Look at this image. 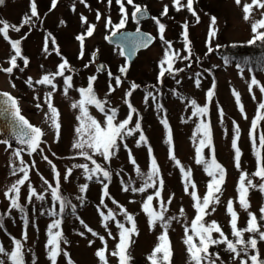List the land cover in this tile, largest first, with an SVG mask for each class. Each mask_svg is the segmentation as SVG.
<instances>
[{
	"label": "rangeland",
	"instance_id": "1",
	"mask_svg": "<svg viewBox=\"0 0 264 264\" xmlns=\"http://www.w3.org/2000/svg\"><path fill=\"white\" fill-rule=\"evenodd\" d=\"M31 2L32 0H5L0 6V20L19 26L25 15H31ZM122 3L128 14V21L122 30L139 28L155 37V42L146 50L139 52L135 60L128 64L120 55L119 49L109 44L106 38L111 35V28L105 26L106 21L110 18L112 23L116 24L121 18L120 5L116 0H112L111 4L108 0H84V3L80 0H58L55 8L51 7V0H35L38 18H32V23L25 24L19 32L11 29L8 31L10 40L21 41L22 55L30 63L23 72L19 68L13 69L11 75L0 72V90L13 95L18 101L21 113L33 126L40 128L44 133L41 138L43 141L41 148L44 149L43 154L48 156L49 160L55 164L57 172L61 174L59 178L60 195L76 206L75 213L69 206L62 214L55 217L48 215L49 211L55 210L59 213L60 210V202H53L50 189L40 179L43 176L50 184L56 185V177L51 165L42 159L39 152L28 155V150L0 143V220L3 223V227L0 228V245L10 253L14 248L13 238L21 241L24 264H33V259H35V264H51L45 245L48 240V227L54 219L61 220L59 231L62 232L63 239L67 241V244L61 242V248L68 253V257L61 253L57 257V264H68L69 258L72 264H101L95 253L98 249L104 248L105 244L107 245L105 255L108 264H119L118 258L111 255L119 241L116 222L119 221L125 224V227H131L121 213V207L134 217L138 232V235L131 237L128 252L132 259L129 264H151L148 257L159 243L158 237L164 229L159 221L153 227H149V217L142 210V204L147 196H154L155 188H146L143 193L131 191L132 188L139 189L144 186L146 174L150 170L149 146L163 180L161 197L154 198L152 206L156 211H163L161 208V201H163L167 208V211L163 212L164 216L178 218L172 220L167 229V237L173 253L171 264H189L187 246L183 242L184 229L186 226L190 227L191 220L194 219L196 213L193 200L184 192L180 168L169 159V145L165 142L168 133L161 123L162 119L168 122L174 154L185 169L192 170V179L197 185V195L201 198L207 191L206 185L210 177L204 171L203 164L196 163L195 148L198 140L194 142L193 132L201 121H206L211 125L215 159L224 167L226 177L220 196L221 202L214 205L216 211L206 216L205 221L207 223L215 221L225 236L234 241L235 237L232 235L229 223L230 216L226 212L227 201L232 200L233 209L238 216L237 227L239 229L247 227L248 212H251L256 215L257 222L264 231V220L260 219V209L264 206V193L258 188L249 189L247 199L250 207L247 211L238 203L237 186L240 171L235 167L234 151L231 147L234 135L232 122L235 121L240 129L238 147L241 151V170L249 175L254 184L259 185L264 182L259 177L251 175L256 171L257 157L249 137L251 121L255 118L261 93L257 87L253 88L252 94L248 91V82L253 75L261 84H264V71L260 70L261 65L257 63H254V72L248 71L250 67L247 64L246 66L238 64L232 62V59L225 64V59L217 53L220 48H217V45L243 43L250 40L252 38L251 24L261 18V12H264V9L254 8L251 18L245 21L242 5L251 3V0H242L240 6L235 3V0H195L193 8L199 17V23H197L196 17L186 8L177 11L173 7V0H133L134 5H139L150 14L147 20L136 21L131 15L134 11L133 5H129L127 0H122ZM181 3L186 4V0H181ZM166 5L168 14L162 16L161 13ZM97 13L100 14L99 20ZM81 16L86 18L87 23L81 22ZM153 17L165 25L164 39L172 43L173 50L179 51L181 57L188 55L184 50L182 35L184 31L182 26L187 24L192 49V56L189 60L178 58L173 65L175 69H183V71L175 75L165 73L164 77L159 79L160 61L166 45L160 39L158 25ZM212 17L216 18L214 26L216 37L211 41V47L214 50L208 53V30ZM89 24L94 25L95 29L93 35L85 39L84 55L80 58L81 45L76 37L85 33ZM48 37H50L48 39L50 55L43 51L45 39ZM52 39H55V45L52 44ZM57 48L60 51L59 56L56 54ZM93 52H97L98 60L106 64L105 73L99 74L94 67H85L87 63H91ZM12 55L14 54L10 43L3 38V34H0V66L2 68L10 66L8 61ZM61 57L69 59L70 69L65 71V75L72 76L73 88L69 89L68 95L65 96L63 77H57L53 81L57 86L53 93V105L59 112L61 125L57 138L55 130L50 126V121L45 120L47 105L44 103V98L45 93L52 91L51 86L34 83L33 88H29L25 81L31 77L35 82L44 74L54 73L57 65L62 62ZM17 63L23 67V61L19 58ZM237 65L244 68L242 74ZM121 67H127V72L123 75L119 71ZM108 72H111L113 77H121L119 87L115 86L114 79L110 80ZM197 73L200 75L197 76ZM94 75L97 77L93 85L94 92L98 99H106L109 102L106 108L117 110V122L124 120L128 115L129 109L124 103L125 93L129 91L132 83L139 86L128 97L129 102L139 113L138 117L133 115L129 127H134L135 121L139 119L141 129L148 141L147 145L137 147L139 133H133L120 144L116 156L110 162L106 163L99 155L93 156L98 164L111 173V180L104 181L109 185L111 199L104 198L107 207H100L105 214L111 210L115 216V220L107 222L109 225L107 230L103 227L102 218L97 211L102 196V184L96 182L95 178L92 181L86 180L83 169L72 168L74 164L88 163L90 167L92 166L90 161L80 157L77 150L72 148L77 138L75 128L79 126L76 117L80 113L78 108L73 109L71 105L81 98L77 89L86 88L89 77ZM197 79L200 81L199 87L196 85ZM213 82H215L214 96L211 102H208L206 93L212 88ZM109 83L115 88L110 95H108ZM13 84L15 87H12ZM233 89L240 94L247 119L241 115L237 107L232 95ZM146 91L152 92L155 100L149 97L146 103L144 99ZM253 94L256 100L252 99ZM192 100H195L201 107L207 103L209 109L207 116L192 115L193 109L190 106ZM37 103L41 104L40 108L36 107ZM157 104L161 106L160 109L157 108ZM87 108L89 115L103 126L104 114L94 106L89 105ZM218 109L224 112L223 123L220 122ZM262 134H264V120L259 122L256 129L257 147H259V137ZM124 144L127 145V149ZM128 150L131 151L136 161L135 165L129 160ZM14 151H21L20 159L29 165V181L20 186L19 203L24 207L23 214L18 209L9 211L10 200L5 197V192L23 175L18 171L16 175L12 174L14 169L20 167V160L14 157ZM203 154L205 159L211 158L209 149L205 148ZM260 155L264 158V148L260 149ZM33 163L36 165L35 168L31 166ZM137 167L140 173L144 174L143 176L137 174ZM68 169H72V174L65 181L63 176ZM122 181L129 187L128 191H123ZM29 183L38 194L44 195L43 201L33 197L32 202H28ZM85 183L88 184V188L85 193L81 194L79 187ZM80 195L85 198L83 205L77 199ZM169 197H172L170 204L167 203ZM113 200L117 203L114 204ZM181 208L184 209L183 216H180ZM24 217L28 220L27 225L24 223ZM81 220L98 236H92L84 224H81ZM108 232L116 238L110 237ZM80 233L84 235L81 236ZM100 236L104 237V242H101ZM213 237L220 238L218 233H213ZM252 237L257 239L259 258L264 260V241H261L257 234L243 233L245 241ZM89 241H92L91 246ZM194 243H198V240L194 239ZM215 248L211 246L209 252L213 254V258L216 254L219 255L220 259L216 261V264H240L241 260L247 259L243 253L233 259L234 254L228 252L224 244H218ZM253 254L255 252L249 249L248 255ZM0 260L4 261V264H10L6 255L0 254ZM248 264H251V261H248Z\"/></svg>",
	"mask_w": 264,
	"mask_h": 264
},
{
	"label": "snow or ice",
	"instance_id": "2",
	"mask_svg": "<svg viewBox=\"0 0 264 264\" xmlns=\"http://www.w3.org/2000/svg\"><path fill=\"white\" fill-rule=\"evenodd\" d=\"M5 0H0V6L4 4ZM58 0H51V7L55 8L57 5ZM81 3H84V0H80ZM112 0H108V3L111 4ZM117 4L120 5V13L121 18L119 20V23L113 24L111 19L109 18L106 21V28H111V37L116 36L120 30L125 28V25L128 21V14L125 10L124 4L122 3V0H116ZM195 0H186V4L181 3V0H173V7L177 11H180L182 8H186L188 12H190L194 17H196V22L199 23V17L197 16L193 4ZM242 0H235V3L240 6ZM127 3L129 5H133L134 11L132 12V18L135 20L138 18H143L145 10L142 9L139 5H134L133 0H127ZM264 9V0H251V3H243L242 5V11H243V19L245 21H248L251 16L253 9ZM30 12L31 15H25L22 19V22L19 26L11 25L7 21L0 20V34H3V38L5 40H8V42L11 45V49L14 52V55H12L8 61L9 67L7 68H0V72H5L9 75L13 73V69L19 68L21 72L24 71L25 68L29 66V60L22 55L21 52V41L16 40L12 41L8 37V31L9 29L19 32L20 29L25 24H31L32 18H38V12H37V6L35 4V0H32L30 4ZM168 14V6L166 5L161 13L162 16ZM97 19H100V14L97 13ZM156 24L158 25V32L160 35V39L164 42L166 45V48L164 50L163 58L160 61V73L159 78L164 77L165 73L169 75H175L177 72L183 71V69H175L173 67L175 61L180 58L183 60H189L192 56V49H191V41L189 40V34H188V25H183V39H184V50L188 53V55L181 57L179 51L173 50L172 43L164 39V32H165V25L160 22L159 19L153 17ZM81 22L87 23L86 18L81 16ZM63 23V21H61ZM216 18H211V23L208 30V53H211L214 49L211 47V41L215 39L216 37ZM95 26L89 24L87 26V30L85 33L78 35L76 39L80 42L81 49H80V58L84 55V41L87 37H91L93 35ZM261 29H264V12H261V18L256 20L251 24V32H252V38L247 41L248 45H255L257 42H260L261 44H264V31H261ZM137 37L135 40L131 41L128 44V47L134 52L135 50H138L140 48H147L152 40L153 37L150 35L144 34L143 36L139 35L140 29H136ZM111 37H106L107 39H111ZM50 37L45 39V44L43 51L45 53H48L49 55V49H48V39ZM52 44L55 45L56 41L55 39L51 40ZM220 47L217 45V48ZM56 54L59 56L60 51L57 48ZM93 57H95L96 53H92ZM120 55H124V48L122 47L120 49ZM207 55V53H206ZM18 58L23 61V67H20L17 63ZM62 62L57 65V69L54 73H47L44 74L39 80H36L33 82L32 78L29 77L25 83L28 85L29 88H33L34 83L39 85H48L51 86L52 91H49L45 93L44 103L47 105V113H45V120L46 122L50 121V126L55 130V134L57 138L59 137L60 128L61 125L59 123V112L57 108L53 105V93L56 91V84L53 82L57 77H63V94L65 96L68 95L69 89L73 88V78L71 75H65V71L70 69L69 62L61 57ZM228 58H225V64H227ZM247 63V62H245ZM166 65V67H165ZM190 66V65H189ZM85 67H88V65H85ZM238 69L240 70L241 74L244 71V68L240 65H237ZM104 68L103 65H100L97 69V71H100ZM260 70L264 71V65L260 66ZM120 73L123 75L127 72V67H121L119 69ZM249 72H252V69H248ZM197 76L200 74L197 73ZM108 76L111 79L115 80V86L119 87L121 85V77L116 76L113 77L111 72H108ZM97 77L91 76L88 79L87 87L86 88H79L77 91L80 94V99L74 103H72L71 107L73 109H79V115L76 117L77 121L79 122V126L75 128L76 133V140L72 144V148L77 150V154L80 157H83L85 160L90 161L91 167L88 163L85 164H74L72 168H81L83 169V174L86 180L92 181L93 178L96 179V182L102 184V196L100 200V205L97 207V211L102 218L103 227L107 230L109 225L108 221L115 220V216L111 210L105 214L103 211L100 210V207H107V205L104 203V198L111 199L109 195V185L108 183H104V181H110L111 180V173L109 170L103 168L100 164L97 163L95 159H93V156L99 155L103 157L104 161L106 163L110 162L111 159L116 156L120 144H122L126 137L132 136L133 133H139V137L137 140V147H140L141 145H147L148 141L141 129L140 120L137 119L135 121L134 127H129V124L133 120V115L135 114L137 117L139 116V113L137 110L133 107V105L129 102L128 97H130L139 86L135 83H132L130 85L129 91L125 93L124 97V103L127 105L129 111L127 117L117 122V110L115 108H106L105 106L109 103L106 99L100 100L97 98L95 92H94V82L96 81ZM177 83H180V81H177ZM200 81L199 79L196 80V85L199 87ZM12 87H15L13 84ZM257 87L260 90L261 93V100L258 103L257 109H256V115L255 118L251 121V128L249 131V137L252 140L253 143V151L254 154L257 157L256 160V171L253 172L251 175L254 177H259L261 181H264V158L260 155V149L264 148V134L260 135L259 137V147H257V138H256V129L258 127V124L261 120H264V84H261L259 80L253 75L248 82V91L250 94L253 93V88ZM214 89H215V82H213L212 88H210L206 93V98L208 102H211L213 96H214ZM113 91H115V88L111 83L108 85V95H110ZM232 95L235 98V102L237 104V107L241 113L242 116H244L245 119H247L244 107L241 103L240 94L235 91V89L232 90ZM0 97L3 99L0 100V115H4L9 109L11 110V116L14 119L15 122L19 125V131L17 132V142L21 145H24L28 149V155H32L33 153L39 152L41 154L42 159L47 161L49 165L52 167V171L55 174L56 177V185L53 186L49 183L47 179H45L43 176L40 177V179L43 181L45 185L48 186V189L51 191V197L53 202H60V210L59 213H57L55 210L49 211L48 215L50 216H57L59 214H62L66 207H71V210L73 213L76 212V206L72 205L70 201L65 200L60 195V176L61 174L57 172L55 164L52 163L51 160H49L47 155H44V149L41 148L42 136L44 133L42 130L38 127H35L29 123L27 119L21 114V109L18 105V101L16 98H14L12 95H10L7 92H0ZM149 97H151L153 100H155V96H153L152 92L146 91L145 94V102L147 103ZM36 99H39L36 97ZM252 99L256 100V96L253 94ZM94 106L99 112L104 114V123L103 126L98 122L96 119L91 117L88 113L87 106ZM190 106L193 109L192 115L193 116H207L208 114V105L207 103L201 107L197 105L195 100L190 101ZM37 108L41 107V104L37 103ZM160 105L157 104V108L160 109ZM219 116H220V122L223 123L224 118V112L222 109H218ZM186 122V121H185ZM161 123L164 125V128L167 130V139L166 143L169 145V159L174 161L175 166L180 168V171L182 173V179L184 182V192L185 194L189 195L191 199L193 200V207L195 209V217L191 220L190 227H185L184 234V244L187 246V252L189 255V264H216V261L220 259L219 255L216 254L213 258V254L209 252V248L213 245L218 244H224L226 245V250L233 255V259L236 257H239L241 253H243L247 259L241 260L240 264H248V261H251V264H264V260H261L259 258V252L257 251V239L255 237H252L245 241L243 239V233L249 232L254 233L259 236V239L261 241H264V231L261 230V226L257 222V217L251 212H248V221H247V227L244 229H239L237 227V220L238 216L237 213L233 209V201L229 200L226 204V212L230 216V227L232 229V235L235 237V240H229L224 232L221 230V227L215 222L212 221L211 223H207L205 221V217L208 215H211L212 212L216 211V208L214 205L219 204L221 202L220 196L223 191V185L225 183V177L226 172L222 165H220L216 159H215V151L212 144V131H211V125L206 121H201L197 127L196 130L193 132V140L196 142L198 140V143H196L195 148V154H196V163L197 164H203L204 171L210 177L206 188L207 191L205 195L201 198L197 195V185L192 179V170L191 169H185L180 161L176 158L174 154V146L172 142V136L171 131L168 126V122L166 119H162ZM233 123V139L231 143V147L234 151V164L238 171H240V177L239 182L237 186V193H238V203L241 208H243L245 211H247L250 207V204L248 202V192L250 188H258L259 191L264 193V182L260 183L259 185H256L253 183L252 179L249 177V175L241 170V151L238 147V140H239V133L240 129L239 126L236 124L235 121ZM125 149H127V145L124 144ZM207 148L210 151L211 158L205 159L203 150ZM86 149L88 151H86ZM129 151V160L130 162L135 165L136 161L132 157V153ZM148 153L150 156V170L146 174V179L144 181V186L140 187L139 189L132 188L131 191L133 192H141L143 193L146 188H155L154 196L149 195L147 196V199L142 204V210L146 213V215L149 217L148 223L149 227H153L158 221L161 222V227L164 229L162 234L158 237L159 243L154 247L153 251L149 255L148 259L151 261V264H171V257L173 255L170 243L168 241L167 237V229L170 225L172 220L178 219L177 217H170L166 218L163 214V212L167 211V208L163 201H161V208L163 211H156L154 210L152 206V202L154 198L159 199L161 197V190L163 189V180L160 177V170L158 167V164L156 162V159L152 156V149L149 146L148 147ZM14 157L20 160V167L18 169L13 170V175L17 174V171L20 173H23L22 177L18 179L15 183L11 185V187L5 192V197L10 200V208L9 211L12 209H18L22 214L24 213V207L20 205L19 203V195H20V186L24 185L26 181H29V165L26 164L21 157V151H14L13 152ZM33 168L36 167V165L33 163L31 165ZM138 175H144L143 173H140L139 168H136ZM72 174V169H68L66 173L63 176V179L65 181L68 180L69 176ZM119 174V173H117ZM101 177L103 179H101ZM123 186V191H128L129 187L127 185L123 184V181L121 182ZM29 196H28V202H32V198L35 197V199L43 201L45 199L44 195L38 194L36 190L31 186L29 183ZM88 188V184L85 183L83 185H80L79 191L81 194L85 193ZM191 189V190H190ZM77 199L80 201L81 205L84 204L85 198L83 195H80L77 197ZM114 204L117 203L115 200L112 201ZM172 202V197H169L167 203ZM210 209V210H209ZM121 213H123L125 220L131 224V227H125V224L120 223L119 221L116 222V226L119 230V241L115 246V250L111 253L112 256L117 257L119 264H129V261L132 259L131 255L128 252V248L130 247L131 243V237L133 235H138L137 229H136V223L134 220V217L129 214L125 209L122 207L120 208ZM260 219L264 220V206L260 209ZM43 214V213H42ZM184 215V209H180V216ZM77 219H80L77 217ZM81 224H84V221H80ZM24 223L25 225L28 224V220L26 217H24ZM61 224L60 219H54L53 222L48 227V240L45 245V248L48 253V259L51 261V264H57V257L63 253L65 257H68V253L64 252L61 248V242L64 244H67V241L63 239V234L61 231H59ZM3 227L2 220H0V228ZM84 227L87 229L88 232L92 234V236H98V234L93 231L91 228H89L86 224H84ZM56 230V231H54ZM191 233V234H189ZM213 233L219 234V239H216L213 237ZM81 236L84 235V233H80ZM108 235L115 239L116 237L112 236L111 232H108ZM99 239L101 242H104V237L100 236ZM194 239L198 240V243H194ZM92 241H89V245L91 246ZM13 250L8 253L5 251L4 247L0 245V254L6 255L10 261V264H24V257L22 252V244L21 241L16 240L13 238ZM239 246V247H238ZM249 249L255 252L253 255H248ZM107 251V245L105 244V247L102 249H98L95 253V255L98 257L101 264H108V261L106 259V253ZM0 264H4V261L0 260ZM33 264H35V259H33ZM68 264H72L71 259H68Z\"/></svg>",
	"mask_w": 264,
	"mask_h": 264
},
{
	"label": "water",
	"instance_id": "3",
	"mask_svg": "<svg viewBox=\"0 0 264 264\" xmlns=\"http://www.w3.org/2000/svg\"><path fill=\"white\" fill-rule=\"evenodd\" d=\"M144 16L143 18H138L135 19L137 21H144L149 19L150 14L149 12L144 9ZM144 34L150 35L151 37H153V40L151 42V44L149 46H151L154 41H155V37L153 35H151L148 32L145 31H140L139 35L143 36ZM137 32L136 31H129V30H124V31H120L116 36L111 37V35L109 37H111V39H107L108 42L112 45H116L118 46L120 49L123 47L124 48V57L126 59V61L128 63L132 62L135 60L137 53L145 50L147 48H140L138 50H135L134 52L128 47V44L135 40V38L137 37ZM96 55L95 57L92 56V59L94 61H97L98 59V53L95 52ZM100 65H103L104 68L100 71H103L106 68V65L102 62H98L97 63V69ZM0 68H2L0 66ZM0 92H4V91H0ZM11 95V94H10ZM3 98L0 97V100H2ZM26 119V118H25ZM19 131V125L17 124V122L14 121V119L11 116V110L9 109L4 115H0V143L3 144H7L9 146H13L16 148H22V149H27L26 146L21 145L20 143L17 142V132Z\"/></svg>",
	"mask_w": 264,
	"mask_h": 264
},
{
	"label": "trees",
	"instance_id": "4",
	"mask_svg": "<svg viewBox=\"0 0 264 264\" xmlns=\"http://www.w3.org/2000/svg\"><path fill=\"white\" fill-rule=\"evenodd\" d=\"M218 55L229 59L232 62L246 64L255 71L254 63L258 65L264 64V44L257 42L255 45H248L247 41L243 43H233L229 45H222L218 50ZM247 62V63H245ZM216 249V245H213Z\"/></svg>",
	"mask_w": 264,
	"mask_h": 264
},
{
	"label": "flooded vegetation",
	"instance_id": "5",
	"mask_svg": "<svg viewBox=\"0 0 264 264\" xmlns=\"http://www.w3.org/2000/svg\"><path fill=\"white\" fill-rule=\"evenodd\" d=\"M12 53L14 54V52H13V50H12ZM67 61H69V59H66ZM98 62H100L98 59H97V61H94L93 59H92V57H91V63H87L86 65H88V68H90V67H94L95 69H96V71H97V63ZM106 65V64H105ZM107 71V66H106V68L104 69V71H102V72H100V71H97L99 74H103V73H105Z\"/></svg>",
	"mask_w": 264,
	"mask_h": 264
}]
</instances>
